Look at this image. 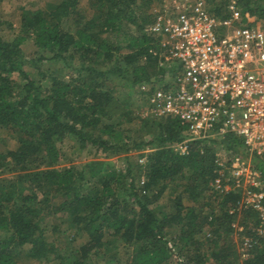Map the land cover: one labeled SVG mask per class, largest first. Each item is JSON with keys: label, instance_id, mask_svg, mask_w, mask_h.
I'll return each instance as SVG.
<instances>
[{"label": "trees", "instance_id": "trees-1", "mask_svg": "<svg viewBox=\"0 0 264 264\" xmlns=\"http://www.w3.org/2000/svg\"><path fill=\"white\" fill-rule=\"evenodd\" d=\"M205 2L216 16H227L234 3L247 24L264 22V0ZM88 3L90 14L78 0L48 1L21 13L19 35L0 36V130L14 140L0 152V264H17L14 256L23 245L38 264H88L101 247L112 245L133 248L128 264H264L256 212L236 207L239 192L213 188L218 141L190 140L187 151L178 152L173 145L185 137L184 126L173 116H143L133 98L138 93L145 101L143 85L166 88L180 69L145 30L155 15L147 11L151 0ZM130 26L138 32L130 33ZM27 39L34 46L29 60L21 46ZM46 63L71 72L60 76ZM131 121L137 136L125 127ZM67 141L95 153L152 150L135 171L141 173L137 185L129 163L126 172L102 173L99 161L57 165ZM221 142L240 150L234 134ZM251 160L264 183V165ZM5 172L14 176L5 178ZM181 181L189 203L176 196L173 211L156 214L151 206ZM59 211L69 214L74 230L55 238L58 225L45 219ZM242 234L256 240L246 257L237 253Z\"/></svg>", "mask_w": 264, "mask_h": 264}, {"label": "built area", "instance_id": "built-area-1", "mask_svg": "<svg viewBox=\"0 0 264 264\" xmlns=\"http://www.w3.org/2000/svg\"><path fill=\"white\" fill-rule=\"evenodd\" d=\"M202 1L182 0L177 9L154 11L146 24L164 57L180 69L166 88L147 90L144 111L179 120L186 135L173 148L180 153L190 140L218 141L213 188L239 192L236 207L256 212V234L264 239V183L251 160L257 157L264 165V29L244 22L234 3L219 17ZM229 133L238 137L239 151L222 144ZM232 225L242 231L238 222ZM255 241L242 235L241 257Z\"/></svg>", "mask_w": 264, "mask_h": 264}, {"label": "rangeland", "instance_id": "rangeland-1", "mask_svg": "<svg viewBox=\"0 0 264 264\" xmlns=\"http://www.w3.org/2000/svg\"><path fill=\"white\" fill-rule=\"evenodd\" d=\"M9 2L5 5H0V36L4 39H8L9 37H12L14 35H19L20 32V15L24 10L31 9L34 7L37 8H45L48 1L53 0H8ZM192 2L197 0H191ZM202 1V0H201ZM205 1V0H204ZM203 2V1H202ZM209 3V2H208ZM206 2H203V5L208 8L209 4ZM182 0H151L150 6L148 8V12L150 13L152 11H161V10H167V9H177L181 6ZM208 5V6H207ZM78 7L82 9H86L88 14L92 13L93 10L89 7L88 0H78ZM138 11V9L136 10ZM141 12V11H140ZM142 13V12H141ZM260 26L264 29V22L261 21ZM130 33L136 34L138 31L135 26H130L129 30ZM23 51L26 55V58L29 60V58L33 54L34 46L30 39L24 40L21 44ZM30 64V63H29ZM45 68L53 70L55 73H57L60 76H67L71 72H67L66 70H61L55 65L54 63H46L44 65ZM26 70L32 69L31 65L25 66ZM114 85L113 80H109L106 83L107 87H112ZM115 86H117V89L121 90V88H118V84L116 83ZM146 91L150 89V84H146L142 86ZM138 92V91H137ZM135 93L133 98L137 99L136 104H140V112L144 116L146 114V106L147 102L144 101L143 98L140 96V94ZM145 98V97H144ZM139 99V100H138ZM135 100V99H134ZM135 106V104H134ZM137 111V108L135 112ZM125 127L130 129L132 131V134L134 136L138 135V129L136 123L133 121L125 124ZM14 145V140L11 138L10 133L5 132L4 130H0V152L4 151L6 148H9ZM152 149H144V150H138L134 152L129 153H112V152H93V148H84V149H78L72 143L67 141L63 145V156L64 160L59 162L57 165L59 166H67L69 163H77L78 165H81L83 163H87L89 160L93 161H99L100 162V173L103 171L108 170H115V171H127V164L129 163L133 169V172L136 173V184H140L141 180V173L135 172L141 171L143 167L145 166V163L148 158V153ZM87 175V173H86ZM5 178H10L14 176V172H5L2 174ZM183 181L180 182L179 186L176 187H168L160 196L158 202L151 206L153 211H155L156 214H160L162 212H170L174 210V199L176 196H180L181 200L184 204H188L189 201L183 192ZM213 190V189H212ZM211 191V189L208 191V193ZM69 214L67 212H52L50 213L46 219L45 222L50 225H58V230L53 232V237H62L69 235L73 232V227H68V220H69ZM249 223V222H248ZM85 234H82L76 239V244H80L83 239L85 238ZM242 237V236H241ZM237 239H241L240 236L236 237ZM112 245V244H111ZM28 248V245H23L21 249L15 253V260L17 264H38L34 259L26 255V250ZM133 248L129 245H118L116 247L110 246H103L99 249L98 252H95L92 256L91 260L88 261V264H128L127 257L132 251ZM240 244L237 243V253L240 255ZM241 257V255H240Z\"/></svg>", "mask_w": 264, "mask_h": 264}, {"label": "clouds", "instance_id": "clouds-1", "mask_svg": "<svg viewBox=\"0 0 264 264\" xmlns=\"http://www.w3.org/2000/svg\"><path fill=\"white\" fill-rule=\"evenodd\" d=\"M242 235H245V234H242ZM242 235H241V236H242ZM240 238H241V237H240Z\"/></svg>", "mask_w": 264, "mask_h": 264}]
</instances>
